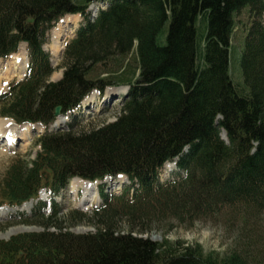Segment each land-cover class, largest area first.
<instances>
[{"label": "trees", "instance_id": "16d2710c", "mask_svg": "<svg viewBox=\"0 0 264 264\" xmlns=\"http://www.w3.org/2000/svg\"><path fill=\"white\" fill-rule=\"evenodd\" d=\"M93 1L0 0V57L26 42L30 59L26 78L0 95V116L49 125L58 106L76 109L93 90L130 88L116 121L41 135L36 158L9 172L0 206L36 199L42 188L58 194L75 177L126 174L139 188L131 197L103 195L100 209L81 213L97 229L86 235L71 233L75 211L59 216L55 204L45 231L0 242V264H252L239 252L136 233L150 216L264 210V0H111L67 44L63 77L50 81L49 30L67 14L88 17ZM246 9L238 82L232 36ZM175 157L186 176L159 183V168ZM123 217L127 232L117 227Z\"/></svg>", "mask_w": 264, "mask_h": 264}, {"label": "rangeland", "instance_id": "374dc122", "mask_svg": "<svg viewBox=\"0 0 264 264\" xmlns=\"http://www.w3.org/2000/svg\"><path fill=\"white\" fill-rule=\"evenodd\" d=\"M110 1L111 0H105L106 3H104L102 7L105 8ZM94 5H96V2L92 3L89 7V15L93 16L92 18L88 19L80 14H68L60 21L54 23L53 27L49 30L43 49L48 52L52 61L53 71L49 77L50 81L56 82L63 77V57L66 44L76 37L80 26L83 27L86 21L88 23L93 22L99 16L97 15V9ZM92 11H94V13H92ZM68 18L69 21L64 22V20ZM262 20L264 24V15ZM249 21H251V18L248 10L241 11L236 16V28L232 36L231 72L234 80L238 82L243 80L241 76L242 73H240L238 68V58L242 52ZM74 24L77 25L76 28ZM58 35L61 41L60 51L55 49ZM27 47V43L23 42L17 50V53L12 54L7 59L0 60V94L8 90L9 84L24 78L25 74L23 72H26L24 67H26V63L29 60V51ZM19 66H24L21 68L23 70H20ZM103 71L102 68L98 69V73L100 74H102ZM116 87L117 88L113 91L114 93L119 90L127 91L128 89L127 85ZM92 94L95 96H92L87 108L85 110L83 109L82 113L78 114L73 121L75 127L90 128L101 126L118 119L123 102L122 99L118 98V95H109L105 98L106 101H104L101 99L100 95H98V91H94ZM5 120H12L14 123L12 118L0 116V125H2ZM69 121L70 119L68 118L66 122L68 123ZM14 124L15 125L7 124V126L9 128L15 127V130L18 131L17 136L19 140L16 144L11 145V147H5L8 135H0V144L4 143V146H0V192L4 188V183H6L11 169L24 166L36 158L37 153L41 150L38 143L39 136L55 128L52 125L50 127L28 126V129H30L29 136L26 139H22L23 136H26L21 133L24 129H27H22V127H26L25 123L15 122ZM220 134L223 135L222 131ZM169 165L167 166L172 167ZM171 170L162 172L163 176L161 179L165 180L166 178L174 177L176 173L171 174ZM83 182L86 181L72 179L70 183L55 196L54 200L50 196L49 191H41L39 199L32 202L33 207L35 206L34 208H26L24 204L19 207L20 209L14 208L7 210L6 208H9L7 205L1 206L0 211L2 212V210H4L3 212L5 213L2 212L0 215V242L9 241L14 237L26 233H40L45 231V218L54 212V204H57L56 211H60L59 216L71 210L75 211V218L69 227L71 233L76 235L96 233L97 229L95 225L90 224L91 222L86 218L84 219L81 213H91L95 209H100V206L96 203L99 201L98 197H96L97 188L98 190H102L101 185H103V189L107 193H116L120 195L122 191L130 188L131 182L126 178L117 177L104 181L102 184L98 183V187L96 186L97 188L93 183L86 185ZM86 189L89 192L95 191L96 196L94 193H86ZM91 197H94L93 201H86V199L90 200ZM79 204H84V207L91 206L89 208H84L83 205L80 206ZM243 215L244 213L240 211L239 208H229V206H225L217 213L209 216H196L195 218L185 217L182 220L176 218L158 219L150 216L145 224L139 226L141 229H144V231L136 233V235L160 243L165 240L169 242L181 241L184 244L198 243L203 247L204 251L217 252L222 256L231 252H239L245 255L252 264H264V210L260 211L250 208L247 212V217ZM125 219L126 217H123V219L118 220L117 227L127 232L129 226ZM48 231L55 233L59 232V230L52 227L48 229Z\"/></svg>", "mask_w": 264, "mask_h": 264}, {"label": "bare ground", "instance_id": "6f19581e", "mask_svg": "<svg viewBox=\"0 0 264 264\" xmlns=\"http://www.w3.org/2000/svg\"><path fill=\"white\" fill-rule=\"evenodd\" d=\"M96 11V10H95ZM100 11H102V10H97V15L99 14V12ZM93 13H94V11H93ZM65 21H69V18L68 19H65L64 20V22ZM69 23V22H68ZM67 23V24H68ZM74 27L76 28L77 27V25L76 24H74ZM59 31V30H58ZM59 33V32H58ZM62 33V32H61ZM61 33H60V35H61ZM60 36L58 35V37H57V42H56V50L57 51H60V49H61V41H60V38H59ZM17 62V61H16ZM20 67V70H23V69H21L22 67H24V66H19ZM25 68V67H24ZM7 124L8 125H15L13 122H12V120H10V121H8V120H5L4 122H3V124L2 125H0V134H6V135H8L7 136V139H6V144H5V146H11V145H13V144H16V142L19 140V137L17 136V134H18V131H16L15 130V127H11V128H9L8 126H7ZM3 128V129H2ZM23 128H27L26 130L24 129L21 133H23L24 135H26L25 137L23 136L22 137V139H26L28 136H29V130L30 129H28V127H22V129ZM8 131V132H7ZM22 134V135H23ZM1 145H4V143L3 144H0V146ZM84 184H86V185H90L91 183L90 182H83ZM93 184H95V183H93ZM97 185L95 184V187H96ZM97 188V187H96ZM86 191V193H94V195L96 196V192L95 191H93V192H89L87 189L85 190ZM87 195V194H86ZM97 197V196H96ZM93 199H94V197H91L90 198V200L89 199H86V201L88 200V202H91V201H93ZM32 202H34V201H30V202H28V203H25V205H24V207H26V208H31V207H33V203ZM35 207V206H34ZM3 213H5V212H3Z\"/></svg>", "mask_w": 264, "mask_h": 264}, {"label": "water", "instance_id": "95a60500", "mask_svg": "<svg viewBox=\"0 0 264 264\" xmlns=\"http://www.w3.org/2000/svg\"><path fill=\"white\" fill-rule=\"evenodd\" d=\"M61 111H62V107L61 106H58L56 109H55V116H59L61 114ZM225 136V135H224ZM225 138V137H224ZM227 139V138H225Z\"/></svg>", "mask_w": 264, "mask_h": 264}]
</instances>
